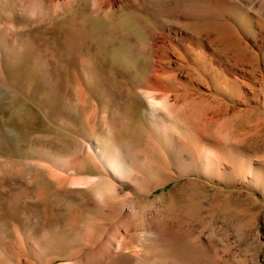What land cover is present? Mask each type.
Segmentation results:
<instances>
[{
    "label": "rangeland",
    "instance_id": "rangeland-1",
    "mask_svg": "<svg viewBox=\"0 0 264 264\" xmlns=\"http://www.w3.org/2000/svg\"><path fill=\"white\" fill-rule=\"evenodd\" d=\"M70 4L12 18L26 50L4 64L0 160L29 165L0 183L4 252L264 264V0Z\"/></svg>",
    "mask_w": 264,
    "mask_h": 264
},
{
    "label": "bare ground",
    "instance_id": "bare-ground-1",
    "mask_svg": "<svg viewBox=\"0 0 264 264\" xmlns=\"http://www.w3.org/2000/svg\"><path fill=\"white\" fill-rule=\"evenodd\" d=\"M35 1V0H34ZM33 0H11L10 2H8V0H0V86L3 88V86L5 85V79H4V73H3V69H4V64H5V61H7L8 59H12L14 57L15 54H18L17 52H23L25 51L26 49L21 45L18 47H16L15 45V35H16V29L15 26L13 24H11L12 22V18H16L17 17V14L19 12V9H30L29 11L31 10H34L33 12V15L34 17L36 18H39V19H42L49 16L48 13L52 10H61V9H65L66 6H68L72 0H64V3L61 2V0H54L53 3H51V5L47 4V3H43V1L39 0L38 2L39 3H35ZM58 1V2H57ZM46 2V1H45ZM51 2V1H48V3ZM76 4V3H75ZM74 4V5H75ZM49 5V6H48ZM70 6H72L70 4ZM97 8V7H96ZM99 8V7H98ZM97 8V9H98ZM18 10V12H17ZM71 10V9H70ZM21 11V10H20ZM27 11V10H26ZM53 12V11H52ZM56 12V11H55ZM24 13V12H23ZM32 13V11L30 12ZM57 13V12H56ZM54 14V13H53ZM32 15V17H33ZM49 18V17H48ZM26 19V18H25ZM38 19V20H39ZM46 19V18H45ZM13 20H16V19H13ZM21 20V19H20ZM19 20V21H20ZM28 20V19H26ZM37 20V19H36ZM17 21V20H16ZM18 22V21H17ZM22 22V21H21ZM32 22V21H31ZM30 22V23H31ZM40 22V21H39ZM44 22V21H43ZM20 23V22H19ZM23 23V22H22ZM21 24V23H20ZM24 24V23H23ZM33 24V23H31ZM35 24V23H34ZM17 27V26H16ZM23 27V26H22ZM25 29V27H24ZM18 32H20L18 30ZM18 39V38H17ZM24 43V42H23ZM29 51V50H28ZM31 52V51H30ZM13 56V57H12ZM18 56V55H17ZM11 57V58H10ZM8 58V59H7ZM15 58V57H14ZM17 58V57H16ZM103 120H104V114L102 116ZM104 130V129H103ZM107 133V132H105ZM111 162V161H110ZM109 162V163H110ZM112 166L113 168L118 171V168L120 167H117L116 165V162L115 161H112ZM23 164V163H22ZM26 164V163H24ZM18 165V164H15V165H8L6 167H4V164L2 162V160H0V183L2 181V179L4 177H11V176H21L23 175L25 172H27L28 170V165L29 164H26V165ZM118 164V163H117ZM111 166V164H110ZM111 166V167H112ZM32 166H30L31 168ZM34 168V166H33ZM121 169V168H120ZM34 170V169H33ZM123 170V169H122ZM119 172V171H118ZM29 173V171H28ZM115 173V172H114ZM121 173V172H119ZM53 174V173H52ZM53 176H55V174H53ZM22 177V176H21ZM51 178V176H50ZM75 178L79 179L80 180H75ZM73 179V178H72ZM82 179V180H81ZM85 178H81V177H74L73 181H69V185L70 186H87V180H84ZM94 181V180H93ZM100 181V180H99ZM68 182V181H67ZM89 183V181H88ZM95 183V182H94ZM96 183H97V180H96ZM95 183V184H96ZM100 182H98L99 184ZM93 184V183H92ZM91 184V185H92ZM94 184V185H95ZM101 184H104V182L102 181ZM97 185V184H96ZM105 185V184H104ZM89 186V185H88ZM87 186V187H88ZM98 186V185H97ZM95 187V186H94ZM100 187H98L97 190H99L100 192ZM94 191L95 193L97 192ZM25 191V190H24ZM23 193V191H22ZM102 193V191L100 192ZM21 194V192H20ZM19 194V195H20ZM99 193H97V196H98ZM22 195V194H21ZM101 196V194H100ZM16 198V195L14 196ZM17 197L19 198V196L17 195ZM13 198V197H12ZM14 201V200H13ZM15 202V201H14ZM14 205V203H13ZM16 205V204H15ZM14 233V234H13ZM13 233L11 234V236L13 237L11 242L14 244V245H18V247L20 248V246H23L24 244V236L23 234H21L19 232V230L16 228ZM4 232L1 230L0 228V264H15L13 262V258L7 254L6 252H4L3 250V247L2 245H4L6 242H10L9 239L7 240H4ZM9 240V241H8ZM28 240V239H27ZM107 240V239H106ZM107 242V245L105 246H100L98 247V249H96V257L99 259L101 258L103 255H105L107 253V250H108V245L110 244V242L106 241ZM16 245V246H17ZM11 248V247H10ZM17 249V248H16ZM107 255V254H106ZM23 256V255H22ZM52 262V258H48L46 261H45V264H50ZM24 260L19 263V264H24ZM61 264V263H60ZM67 264H78L77 262L75 263H67Z\"/></svg>",
    "mask_w": 264,
    "mask_h": 264
}]
</instances>
